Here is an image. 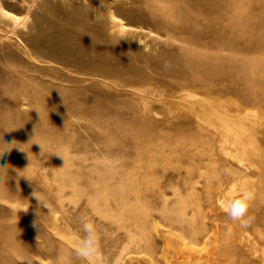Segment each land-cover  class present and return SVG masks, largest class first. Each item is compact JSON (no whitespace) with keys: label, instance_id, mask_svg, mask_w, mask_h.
<instances>
[{"label":"rangeland","instance_id":"1","mask_svg":"<svg viewBox=\"0 0 264 264\" xmlns=\"http://www.w3.org/2000/svg\"><path fill=\"white\" fill-rule=\"evenodd\" d=\"M89 1L0 0L5 10L23 18L21 24L13 27L0 18V27L7 32L4 43L0 41L3 45L0 57L5 58H0V75L7 72L31 76L36 81L57 87L80 88V93L85 90L89 92L85 98L92 94L95 96L92 86L97 84L89 80L88 73H82L76 67L92 62L105 66L108 61L116 60V54L112 51L114 41L108 33V21L98 14L99 8L89 7ZM152 39L158 43L154 45L149 40H142L137 49L150 54L156 63L166 61V57L161 55L168 51L171 41L157 36ZM147 43L153 46L149 44L148 47ZM144 44L146 46L142 47ZM175 44L181 47L179 43ZM23 46L39 56L37 61H31L24 54L25 50H20ZM176 56L179 57L180 53ZM236 56L246 57L243 54ZM69 65L74 69L70 70ZM102 71L107 74V83L113 85L104 82L99 85L102 96L114 98L104 111L111 115H119L128 103L135 104V114L142 115L139 102H134L133 96L124 91L125 83L137 85L139 78L156 79L158 73H162L159 69L147 70L145 74L124 69ZM69 74L73 75L72 79ZM74 78L78 82H74ZM81 79L87 81L82 82ZM29 84L45 98L53 99L54 89L43 90L35 82ZM4 94L0 87V99ZM75 97L83 98L79 94ZM54 103V108L48 105L41 108L42 103L33 97L23 113L31 117L35 110L41 109L46 113L58 110L56 112L60 113L61 119L56 124L47 122L49 126H46L38 116L32 120L46 128H59L65 124L63 119L71 120L70 126L63 130L65 137L74 140L77 134L86 145L100 139L99 152H94V156L93 148L87 146L81 151L59 156L70 163L75 157L85 159L88 172L97 161L98 180H93L89 186L77 183L70 187L62 180L54 182L48 176L43 189L50 193L60 191L63 196L55 199L58 213H51L46 219L28 217L29 208L23 211L24 207L0 202V206L9 211H2L1 216H6L7 223L24 234L32 251H29L28 260L12 253L5 254L6 262L3 264H254L242 248L235 245L236 228L218 204V197L221 195L224 203L223 198L235 197L243 186L252 188L250 190L257 200L254 199L256 205L251 202L250 208H256L255 211L249 208V215L254 220L246 229L264 246V238L260 236L264 232V172L260 165H254L255 157L242 164L240 160L245 158L243 149L233 151L230 157L224 155L217 148V137L212 128L201 125L200 128L193 120L172 118L169 110L176 109V106L150 102V107L161 110L162 116L157 121L147 117L142 121L157 129L158 134L150 137L142 123H136L131 130L141 138L135 140L134 136L131 138L116 132L121 120L114 118L105 119L106 130L97 129V135L89 136L85 131L86 121H75L68 106L61 101ZM258 109L264 110V107L258 106ZM100 112L104 115L103 111ZM130 118L127 117L126 121ZM7 133L13 141L19 138L12 130ZM24 136L31 143L38 140L36 135H21L22 138ZM256 139L261 141L263 137L258 135ZM31 154V159L39 157L38 151ZM139 161L149 165V173L143 179L138 176L140 173L130 169L131 163L134 165ZM51 169L52 165L41 161L32 163L24 172L34 175ZM56 171L61 179L67 174V169L62 166ZM26 183L33 184L34 179L29 177ZM143 191H149V198L137 194ZM36 210L47 212V207L42 204ZM82 218L95 224L100 237L99 251L86 259L76 254L83 235Z\"/></svg>","mask_w":264,"mask_h":264},{"label":"bare ground","instance_id":"2","mask_svg":"<svg viewBox=\"0 0 264 264\" xmlns=\"http://www.w3.org/2000/svg\"><path fill=\"white\" fill-rule=\"evenodd\" d=\"M103 4L104 6L101 5V0H91L88 3L91 8L94 6L99 8L98 14L108 21L110 27L108 33L110 39L114 41L112 51L116 54V60L109 59L105 66L92 62L89 65L84 63L76 67L82 73H88L89 80L97 84L92 86L95 96L92 94L91 97L85 98L84 95L89 93L85 90L80 93V88L57 87L48 82L36 81L31 76L25 77L7 72L0 75V87L5 93L0 99V153H3L0 155V167L7 171V179L0 186V202L13 204L18 208L27 207V204L22 205L14 197L16 195L21 201L29 202V213H26L28 217L46 219L47 215L58 213L55 199L63 196L60 191L50 193L43 189L48 176L54 182L62 180L63 184L70 187L76 186L77 183L89 186L93 180H98L97 161L88 172L85 159L75 157L70 163L59 156L67 155L72 151H81L86 149V146L93 148L94 156V152L97 154L99 152L100 139L86 145L77 134L75 136L78 137L74 140L65 137L63 130L66 126H70L71 120L63 119L65 124L60 125L59 128L38 125L32 120V117L38 116L36 111L31 117L23 113L33 97L34 99L37 97L40 103L51 108L56 107L55 101L64 103L73 113L75 121L87 122L85 131L89 136L97 135V129L106 130L105 119L114 118L113 120H121L116 132L131 138L134 136L135 140L141 138V135L134 134L135 132L131 130L136 123H142L148 131V136L155 137L158 134L157 129H152L142 121L143 117L157 121L159 116H162L161 110L150 107V102L176 106V109L169 110L172 118L193 120L198 122V127L201 125L212 128L217 137V148L221 149V153L230 157L233 151L243 149L245 158L240 162L243 164L250 157H255L254 165H260L264 172V145H262L264 144V110L258 109V106L264 107V0H103ZM0 18L3 23L12 27L23 22L21 16L5 10L1 3ZM6 33V30L0 27V41H5ZM238 35L241 36L238 38ZM154 36L171 41L168 51H163L161 55L163 58L166 57V61L156 63L150 54L137 49L142 40H149L153 42L152 44L158 43L152 39ZM175 43H179L181 47H177ZM145 44L142 47L146 46ZM26 48L23 46L20 50L24 49V54L31 61H37L39 56ZM176 53H180V56L177 57ZM236 54H243L246 57L238 58ZM165 62L170 65L168 69L163 67ZM68 67L70 70L74 69L73 65ZM102 68L106 71L135 70L143 74L147 70L154 69L162 72L158 73L156 79L139 78L137 85L125 83L124 91L133 96L134 102H139L140 109L143 110L142 115L135 114V104L129 105V103L119 115L104 113L108 108L107 105H111L114 98L109 99V95L108 98L102 96L100 82L107 83L105 80L107 74H104ZM68 77L72 79L73 75L69 74ZM75 79L77 78L73 81L78 82ZM84 81L87 80H82ZM32 82L43 90L54 89L53 99L45 98L36 92L29 84ZM78 94L83 98L77 99L75 96ZM96 101L100 104L97 105ZM38 111L39 120L46 122V126H49L47 122L56 124L61 119L60 113L56 112L58 110H52L53 112L50 113L41 109ZM129 116L130 121H126ZM8 130L14 131L19 138L13 141L7 133ZM31 134L38 137L36 143H31L25 136L21 137ZM258 135L263 137L261 141L256 139ZM37 144L42 146L43 152ZM9 145H12L11 149ZM18 147L25 151H21ZM34 150L38 151L39 157L31 159L32 163L41 161L48 163L52 165L50 171L38 172L34 175L24 172L23 169L29 165V153ZM137 153L135 152L136 155ZM4 158L7 160H3ZM75 164L76 168H73ZM131 164V171L140 173L138 176L141 179L149 173L148 164H142L140 161ZM60 166L67 169V174L62 179L56 171ZM29 177L34 179L33 184L26 183ZM243 188L247 187L243 186ZM3 190L10 191L6 195ZM36 191L41 203L33 195ZM148 192L137 194L149 198L151 194ZM28 194L32 196L27 197ZM223 199L224 202L228 200V198ZM221 200L220 195L218 197L220 205H222ZM42 204L47 205V212L36 210V207ZM252 204L256 205L254 200ZM252 208L254 210L251 208L250 210L255 211L256 206ZM5 210L7 209L0 206V264L6 262V255L11 253L28 260L31 248L27 246L24 234L18 233L14 226L9 225L6 216H1L2 211L7 212ZM232 224L236 228L235 245L241 247L254 264H264V246L248 229L241 228L234 222ZM260 236L264 238V232H261Z\"/></svg>","mask_w":264,"mask_h":264},{"label":"clouds","instance_id":"3","mask_svg":"<svg viewBox=\"0 0 264 264\" xmlns=\"http://www.w3.org/2000/svg\"><path fill=\"white\" fill-rule=\"evenodd\" d=\"M101 5L104 6L103 0H101ZM163 67L165 69H168L170 65L167 62H165ZM44 107L45 106L43 103L41 105V108H44ZM35 111L37 112L39 116V111L38 110H35ZM9 146L11 149L12 145H9ZM39 146L42 149L41 152H43L42 146L41 145ZM21 151H25V150H21ZM2 154L3 153H0V155ZM31 155L32 154L29 153V156H28L29 165L25 169L31 166V163H32L31 158H30ZM20 172L18 173V175H20ZM6 179H7V171L3 167H0V186H2L5 183ZM3 191L7 195L10 190H3ZM33 195L41 203V199H40V196L37 194V191L34 192ZM14 197L18 199L22 205L27 204V207L23 208V211H26L28 207L30 206L29 202L27 200L21 201L16 195H14ZM254 199H255V194L253 191L247 188H242L235 197L228 199L226 202L222 203L221 207L224 213L226 214V216L229 218V220L236 223L241 228H247L254 220V217L249 215V208H250L251 202ZM45 207H47V205H45ZM14 222L15 221H13V223ZM81 225H82L83 235L81 236L79 240L78 247L76 249V254L79 258L86 259V258L94 256L99 251L100 237L98 235L96 226L93 222L82 218ZM13 233L15 234L14 229H13Z\"/></svg>","mask_w":264,"mask_h":264}]
</instances>
